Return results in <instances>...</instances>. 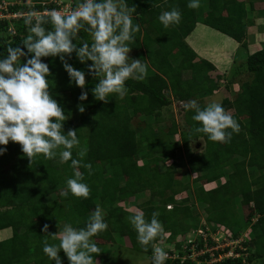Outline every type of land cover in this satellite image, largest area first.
<instances>
[{
  "label": "trees",
  "instance_id": "obj_1",
  "mask_svg": "<svg viewBox=\"0 0 264 264\" xmlns=\"http://www.w3.org/2000/svg\"><path fill=\"white\" fill-rule=\"evenodd\" d=\"M44 1L32 0L35 6L24 3L11 10L58 8L53 3L43 6ZM188 2L126 0L129 7L136 9L132 13L133 24L140 26L129 47L131 51L141 47L145 50L141 55L147 65V76L142 81L127 80L123 99L110 95L107 104L96 101L91 90L98 81L87 74V66L73 53L68 62L86 73L88 100L81 102L78 97L82 89L70 83L59 58H43L51 73L47 77L50 94L66 116L64 134L75 129L81 147L87 144L84 163L92 165L93 174L89 175L84 167L80 171L90 194L86 199L77 198L71 192L67 197L61 195L67 188L66 180L73 177L71 161L61 163L59 157L45 160L40 156L29 167L21 146L9 142L7 152L0 155V232L10 230L12 236L0 241V264H55L43 253L42 242L46 237L50 244H58L59 240H52L42 231L43 226L48 224L49 233L53 234L64 224L83 228L98 205L106 212L104 220L108 229L92 238L101 249L98 256L93 254L96 264L98 260L103 264V252L108 245L116 244L117 236L128 237L132 250L148 255L152 264L151 244L145 252L128 222V217L135 212L118 206L124 200L142 211L147 220L153 212L159 214L167 236L157 237L154 243L174 245L165 251L170 257L164 264H264V48L248 55L245 70L250 79L239 85V91L234 92L230 84L225 87V92L235 97L227 95L220 104L226 112L231 110L230 115L240 125L239 133H233L230 143L212 142L204 134L190 136L193 126H199L192 119L195 110L191 108L184 110L186 128L183 130L176 122L169 128L161 125L163 109L174 101L185 106L221 89L219 82L224 74L212 76L211 72H217L216 66L200 58L186 41L196 25L202 23L247 49L250 28H259L261 33L264 30V0H200L201 15L199 8H188ZM173 7L180 11L181 20L165 28L158 17L164 9L170 11ZM251 15L258 20L255 22ZM23 20H13L14 31H9V21L0 20V59L7 55L8 45L22 47L21 41L27 35ZM81 36L90 42L86 33L82 32ZM177 59L178 64H172ZM81 103L84 113L77 107ZM135 119L139 125H135ZM177 136H180V146ZM200 140L205 143L202 151L191 153L187 162H180L178 151L189 149L190 144ZM77 151L72 150L74 159L78 158ZM186 166L197 174L192 182L177 178ZM125 172L132 176L125 178ZM207 184L217 186L207 190ZM146 195L148 199L140 202ZM236 203H241L240 218L244 220V230L248 229L242 249L236 250L241 256L211 262V254L207 253L199 261H192L188 255L193 242H188V233L228 228L233 239L242 235V229L238 228L241 219L233 210ZM195 206L204 211L205 222ZM179 236L188 242L185 250L183 242H175ZM198 242L200 251L204 242ZM220 253L215 252V256L218 258ZM59 255L62 264H69L63 251Z\"/></svg>",
  "mask_w": 264,
  "mask_h": 264
},
{
  "label": "clouds",
  "instance_id": "obj_2",
  "mask_svg": "<svg viewBox=\"0 0 264 264\" xmlns=\"http://www.w3.org/2000/svg\"><path fill=\"white\" fill-rule=\"evenodd\" d=\"M31 2L29 0L28 5ZM46 2L52 4L53 0L43 3ZM187 7L198 9L200 0H189ZM135 11V7H129L126 0H78L66 14L55 8L46 9L43 14L30 10L23 20L27 35L21 41L22 47L8 45L7 55L0 59V145L5 146L0 147V155L7 152L6 146L12 142L21 146L29 167L40 156L45 160L59 157L61 163L71 161L73 177L66 180L67 188L61 192L64 197L69 192L77 198L89 197L90 189L82 182L84 175L80 168H87L91 175L92 165L84 163L88 148L86 143L81 147L77 130L70 129L64 134L66 116L50 94L47 77L51 73L43 58H59L70 83L82 89L78 97L81 102L88 100L86 73L68 62L73 53L80 63L87 66V74L98 81L91 90L96 101L107 104L110 95L123 99L127 93V80L142 81L147 76V65L140 59L129 57L132 50L129 44L140 31L139 24H133L132 13ZM158 19L168 28L180 22L181 13L173 7L170 11H163ZM82 32L90 37V42L81 36ZM22 58H25L23 63ZM89 61L92 63L88 64ZM77 107L80 113L85 112L82 103ZM187 107L195 110L192 119L199 125L193 126L190 136L204 134L212 142L230 143L233 133L240 131L239 123L219 103H209L200 108L193 100ZM74 148L78 149L76 159L72 156ZM158 215L153 212L151 219L147 220L142 211H136L128 217L141 248L147 252L151 244L152 264H164L168 256L154 243L157 237L163 239L167 236ZM49 227L45 224L42 231L52 240H59L58 244H50L46 237L42 242L43 253L51 261L62 264L59 254L63 251L69 264H96L93 254L98 256L101 249L92 238L108 229L99 206L83 228L76 229L66 224L63 231L53 234L49 233ZM236 250L239 258L241 253Z\"/></svg>",
  "mask_w": 264,
  "mask_h": 264
},
{
  "label": "rangeland",
  "instance_id": "obj_3",
  "mask_svg": "<svg viewBox=\"0 0 264 264\" xmlns=\"http://www.w3.org/2000/svg\"><path fill=\"white\" fill-rule=\"evenodd\" d=\"M5 1L16 2V0H5ZM58 1H62V3H65L66 5H70L73 7V5H75L78 0H74V1L73 0H58ZM26 3L29 4V0ZM201 3H203V2H201ZM201 9L202 8L198 9L199 15H201V11H200ZM164 11H166V10L164 9ZM250 18L254 19L253 15H251ZM254 20L256 22L258 20V18L255 17ZM249 33L250 34H249V37L247 39V42H249L248 48L247 49L243 48L240 45L239 53L235 56V58L228 60V62H224V63H227L226 68H229V70L226 71V73H224V77L222 76V80H220L221 82H219L221 89L218 90L214 95H212L210 97L195 99L197 104H203L205 106H207L209 103H213V102L220 104L222 102V99L225 98L227 95H230V97L233 99L235 96H233V95L231 96V94L225 92L226 85L230 84L233 91L238 92L239 91V84L250 79V74L248 73V71L245 70L246 69L245 61L247 60L248 55H251L252 53L259 51L262 48H264V30L261 33V30L259 28H257L254 30H249ZM260 35H262V38ZM215 41L216 42H213V44L222 45V50L225 47H227V43H226L227 41L224 42L222 39H216ZM229 51L230 50L226 51L224 54L220 52V53H218V55L219 56L222 55L221 58H223L224 56L231 55L230 54L231 52L228 53ZM144 52H145V50L143 49V47H141L140 50L135 49V50L131 51L129 53V57L131 59L142 60L141 54ZM178 62H179V60L177 59V60H174L172 62V64H178ZM233 63H236V64L233 65ZM217 74H219L218 69H217L216 73L211 72L212 76H217ZM188 104L189 103H185V106H184L183 104H180L177 101H174L170 107L164 108L161 125L163 127L169 128L173 122H176L179 125L180 130H183L184 128H186L185 111L184 110L189 108V107H187ZM230 112H231V110H229V114H230ZM135 125H139L138 119H135ZM175 138L177 140L176 142H177L178 146H180L181 145L180 136H177ZM197 143H198V145H197ZM204 144L205 143L202 140H200L198 142H193L192 144H190L189 149H186V148L180 149L178 151L180 162H187V160L190 157L189 155L191 153L192 154H199L202 151V149L204 148V146H205ZM241 164H244V162H242ZM125 173H126V175H124L125 178H129L130 176H132V174H129V172H125ZM196 176H197V174L195 172H192L191 169L188 166H186L179 171L177 178L183 180L184 182H192V180L194 178H196ZM222 181H224V180H222ZM215 186H217V184L216 185L215 184H207L205 186V188L207 190H212L213 188H215ZM183 196H185V195H183ZM148 197H149L148 195L142 197L140 199V202L146 201L148 199ZM118 206H120V207H122L128 211H131V212L132 211H134V212L138 211L133 207L132 203H129L126 200L119 203ZM194 208H196V210H198V212L200 213L201 219H203L202 222H205L204 220L206 218V215H205L204 211H202V209L198 208L197 206H195ZM95 209L93 211H95ZM100 209H101V207H100ZM233 210H234V212L235 211L237 212L238 218L242 217L241 203H236L235 205H233ZM101 211H102L103 216H106L105 210L101 209ZM241 221H240L238 228L242 229L241 230L242 235L238 238L239 241L234 243L233 248H229V252L232 250L234 251L237 248H241L242 242L248 238V236H247L248 229L244 230V220L241 219ZM65 225L66 224L63 225V227L60 231H63V228ZM227 231L232 233V231L229 230L228 228H227L226 232ZM5 235L11 237L12 231H10V230L1 231L0 232V239L1 240L7 239V238H5ZM198 236H199V232L198 233L197 232L196 233L190 232L187 235L188 242H190V241L193 242V244L191 243V246H190L192 252L190 253V255H188V257L192 261H195V262L199 261L200 258L205 255V254L201 253L202 251H198L196 249V245H198V243H199L198 240H202V237L200 238ZM183 240H184V236H179V237H177L175 242L179 243V242H183ZM188 242L187 241L183 242V246H182L183 250H185L188 247ZM172 244H174V243H172ZM157 246L162 247L164 249V251H167V248H169V247L174 248V245L167 246L163 243L157 244ZM105 250L106 251L103 252L105 255L103 258H105V260L103 259V261H101V263H103V264H107V263H110V264H150V257L148 255L132 250V245H131L130 239L128 237L121 238L120 236H117L116 237V244L108 245ZM220 252L223 253L222 249H220ZM210 253H211V259L213 258V260H215L216 257H214L212 252H210ZM227 255L229 256V254H226V256ZM168 257H170V256L168 255L167 258ZM97 264H100V260L97 261ZM257 264H262V262H259Z\"/></svg>",
  "mask_w": 264,
  "mask_h": 264
},
{
  "label": "built area",
  "instance_id": "obj_4",
  "mask_svg": "<svg viewBox=\"0 0 264 264\" xmlns=\"http://www.w3.org/2000/svg\"><path fill=\"white\" fill-rule=\"evenodd\" d=\"M74 1V0H73ZM27 1L25 0H16V2H7L5 0H2V2L0 3V20H7L11 23V27L9 29V31H14L15 29L13 28L12 22L13 20L16 19H20V18H24L25 14L28 13L29 11L26 12H22V11H16V12H12L11 7H14L16 5H23L24 3H26ZM53 3L55 5H57V10L62 11L63 13H67L69 11H71L73 7L70 5H66L65 3H62V1H58V0H53ZM28 4V3H26ZM30 5L35 6V4L33 2H31ZM48 3H43V6H47ZM34 10V9H33ZM46 10V9H45ZM44 10V11H45ZM37 11V10H35ZM44 11H37L40 14H43ZM183 104V103H180ZM199 232V236L198 237H202V240L204 242V248L201 249L200 251H202L201 253L206 254V253H210L212 252L214 257L215 256V252H220V249H222L223 253H220L219 257L215 260H213L211 262H216V261H220L224 258H228V257H237L238 254L235 253V250L230 251L229 252V248H233L234 243L238 242L239 240H235L232 238V235L230 236V232L227 231L226 229H219L217 231H211V230H203L200 229L199 231H197V233ZM211 243H214V245H211ZM198 245H196V249H197ZM208 251V252H207ZM232 253V254H231ZM211 254V253H210ZM226 254H229V256Z\"/></svg>",
  "mask_w": 264,
  "mask_h": 264
},
{
  "label": "crops",
  "instance_id": "obj_5",
  "mask_svg": "<svg viewBox=\"0 0 264 264\" xmlns=\"http://www.w3.org/2000/svg\"><path fill=\"white\" fill-rule=\"evenodd\" d=\"M254 29L255 27L250 28V30ZM260 36L262 38V35ZM216 39H222L224 42L227 41V47L222 50V45L213 44V42H216ZM186 41L189 46L199 55L200 58L208 60L209 62L214 64L217 67L219 74H224L229 70V68H226L227 63L224 62H228V60L234 59L235 56L239 53L240 48V44L238 42L234 41L226 35H223L222 33L209 28L202 23H198L196 25L195 30L188 36ZM228 50H230L228 53L231 52V55L224 56L223 58H221L222 55H218V53L221 52L224 54ZM235 64L236 63H233V65ZM5 238H9V236L5 235Z\"/></svg>",
  "mask_w": 264,
  "mask_h": 264
}]
</instances>
